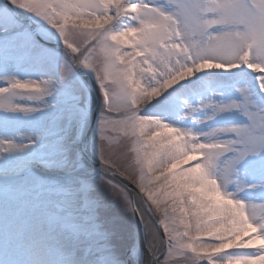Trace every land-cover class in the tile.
I'll list each match as a JSON object with an SVG mask.
<instances>
[{
    "label": "snow or ice",
    "instance_id": "6c2138e0",
    "mask_svg": "<svg viewBox=\"0 0 264 264\" xmlns=\"http://www.w3.org/2000/svg\"><path fill=\"white\" fill-rule=\"evenodd\" d=\"M163 4L0 0V264H264V211L256 213L264 210V0ZM45 26L63 55L37 41ZM21 69L55 78L20 79ZM78 70L94 75L102 95L99 183L74 148L89 117V101L72 87ZM212 70L251 73L253 82L236 88L239 100L185 104L176 119L195 127L146 110L171 109L169 90ZM231 113L240 124L197 130ZM21 115L39 117L40 130L21 132ZM61 125V154L38 151ZM189 157L198 159L185 165ZM253 174L260 179L248 184ZM246 190L254 200L238 197ZM117 201L139 219L144 250L125 233Z\"/></svg>",
    "mask_w": 264,
    "mask_h": 264
},
{
    "label": "rangeland",
    "instance_id": "374dc122",
    "mask_svg": "<svg viewBox=\"0 0 264 264\" xmlns=\"http://www.w3.org/2000/svg\"><path fill=\"white\" fill-rule=\"evenodd\" d=\"M134 2H135V0H134ZM145 2L149 3L151 6H164L163 2L174 4L177 2V0H145ZM40 32L45 37H47V38L52 37L51 38L52 40L63 44L62 42L59 41L58 37H55L52 30L47 29L46 26L44 28L40 29ZM229 74H231V75H229ZM17 75H18V78H20V79H40L41 76H43L46 79L50 78V77L55 78L54 73H50V72L49 73H36V72L26 71L24 69H21L17 73ZM89 75L96 82L94 75L91 73H89ZM198 76H200V75H198V73H197L194 77H192V78H190V80H188V81H192V82L188 83V81H184L183 84L186 85V87L183 89H180V91H178V92H176L174 90L172 91L173 92L172 99L174 101V105L171 109H154L153 105L155 104V102H153L152 104H149L147 106L146 110L154 111V113L156 115H159L165 122H170L172 124L178 125L177 122H181V121L176 119V117H177V115H184L186 113L187 109L185 108V104H187L189 106L200 108V106L203 103H207L212 98L239 100V96L236 95V88L239 87L240 85H247L246 83H241L240 85L236 86L234 89H225L224 87L220 86V84L224 80H227V79H224L225 77H227V76L236 77L237 76V73L233 74L232 71L231 72H224L222 70L208 71L207 74L200 76V80L196 81V79L199 78ZM201 81L212 82V84L210 85V89L204 95L195 96L194 98L189 97L188 92H187L188 87L190 85H196V84L200 83ZM96 84H97V82H96ZM97 86H98V84H97ZM72 87L74 89L75 94L81 96L82 98H86L89 101V114H90V111L92 109L91 97L89 94L84 93V92H86V90L84 89V87L79 82L77 76H76V79L74 81H72ZM169 91H171V90H169ZM262 95H264V94H262ZM49 102H51V98H50ZM22 103H28V102L22 101ZM209 114H210V112L208 110H204V111H201L199 113V116H201V117H199V116L198 117L204 119ZM43 118L47 122L51 119V114L45 112L43 114ZM15 119L17 120V122L19 124L21 132H26V131L33 129V128H35L37 131L40 130L37 127L38 121L40 119L39 117H35V116L34 117H23L21 115V116H17ZM216 120L223 121V123L226 125L227 124L228 125H238L241 123V118L239 117L238 113H231V114H228L226 117L217 118ZM192 121H193V118H189V119L184 120L181 123L190 124ZM229 121H232V122L234 121V122H233V124H231V123H228ZM202 126L198 127L197 129H201ZM75 127H76L75 122H73L72 129L69 130L67 133V140H71L72 137H74ZM96 130H97V123H96V127L94 130L93 136H92L91 143H90V153H91L93 159L100 163L98 156L96 154V141H97ZM64 135H65V132L63 130L62 125H61V130H59V131H57L55 126L49 127L48 134L45 137V142L42 145L38 146L37 150L45 152V153H49L52 155L59 156L61 154V149L65 146V144L67 142V140H61L60 139V137H62ZM74 148L80 149V144L75 145ZM196 159H198V157L187 158V160L185 161V165L194 162ZM181 166H184V165H181ZM43 174L50 175L49 173H43ZM259 179H260V177L258 174H253L247 178L246 182L248 184H253V183L258 182ZM96 180H97L96 182L99 183V178H97ZM242 180H243V178H242ZM105 191L107 192V189H105ZM247 195H250V196H247ZM256 195H257L256 193H254L253 191H250V190H246V191L238 193L239 198L244 199V200H251V201L255 199ZM110 197H111V195L108 194V199ZM111 199H112V197L109 200H111ZM116 207L120 210L121 224L125 230V233L128 234V233L134 232L136 234L137 240L139 242L138 235H137V228H136V224H135L134 219L131 216H129L127 213L123 212L122 206L120 205V203L118 201L116 202ZM262 211H264V210L257 208L256 209L257 215H259ZM205 238H207V237H205ZM257 242H258L257 246H259L260 242L259 241H257ZM257 246H255V247H257ZM228 250H233V249H228ZM4 257H5V259H12V254L5 250Z\"/></svg>",
    "mask_w": 264,
    "mask_h": 264
},
{
    "label": "water",
    "instance_id": "95a60500",
    "mask_svg": "<svg viewBox=\"0 0 264 264\" xmlns=\"http://www.w3.org/2000/svg\"><path fill=\"white\" fill-rule=\"evenodd\" d=\"M52 46L57 47L56 45H52ZM77 72H78L79 76L82 78V80L86 83V85L88 86V88L90 90H92L90 80L88 79V77L86 76V74L82 70H78ZM96 117H97V111H94V113H93V115L91 117L89 126H88V130H87V132H86V134L84 136V139H83V145H82L83 153L82 154H83L84 157H85L84 150L87 147V144H88L89 138L91 136V133H92V130H93V126H94Z\"/></svg>",
    "mask_w": 264,
    "mask_h": 264
},
{
    "label": "bare ground",
    "instance_id": "6f19581e",
    "mask_svg": "<svg viewBox=\"0 0 264 264\" xmlns=\"http://www.w3.org/2000/svg\"><path fill=\"white\" fill-rule=\"evenodd\" d=\"M239 70H233L232 71V73H236V72H238ZM208 73V71H206V72H202V73H198V75H200V76H203V75H205V74H207ZM200 76H198L199 78H200ZM189 82H192V81H188V83ZM182 83H184V82H182ZM186 83V82H185ZM171 91H173V90H171ZM99 99H100V96H99ZM101 101V100H100ZM197 118H199V117H197ZM200 119H202V118H200ZM175 125V124H174ZM179 126H182V127H191V126H185V124H183V123H180V124H178ZM215 126H219L216 122H211V123H209V124H207V125H203V128H204V131H205V129H208V128H210V127H215ZM195 127V126H194ZM200 131V130H199ZM143 241H144V244H145V234H144V232H143ZM258 242L256 241V243H255V245L257 244ZM144 244H143V248H144Z\"/></svg>",
    "mask_w": 264,
    "mask_h": 264
}]
</instances>
